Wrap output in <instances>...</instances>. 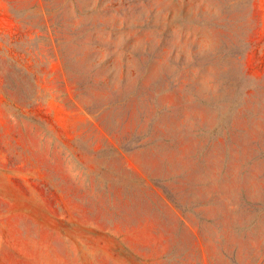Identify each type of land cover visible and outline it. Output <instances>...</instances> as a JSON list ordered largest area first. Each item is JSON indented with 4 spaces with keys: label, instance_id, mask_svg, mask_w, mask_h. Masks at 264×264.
Masks as SVG:
<instances>
[{
    "label": "rangeland",
    "instance_id": "obj_1",
    "mask_svg": "<svg viewBox=\"0 0 264 264\" xmlns=\"http://www.w3.org/2000/svg\"><path fill=\"white\" fill-rule=\"evenodd\" d=\"M0 264H264V0H0Z\"/></svg>",
    "mask_w": 264,
    "mask_h": 264
}]
</instances>
